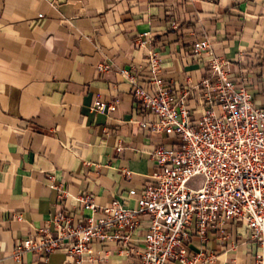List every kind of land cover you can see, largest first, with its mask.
<instances>
[{"label":"crops","instance_id":"crops-1","mask_svg":"<svg viewBox=\"0 0 264 264\" xmlns=\"http://www.w3.org/2000/svg\"><path fill=\"white\" fill-rule=\"evenodd\" d=\"M144 30L161 54L160 75L176 89L210 73L205 58L190 52L210 33L216 53L264 105V0H0V264H64V251L46 260L11 252L57 211L79 217V193L91 192L100 204L128 198L154 170L155 147L177 140L150 128L158 115L137 103L121 72L132 67L141 79L151 75L148 47L136 41ZM102 59L111 61L108 70H97ZM97 99H118V106L101 111ZM50 174L69 196L59 197ZM227 228L228 244L209 233L206 245L216 258L205 264H254L257 243L243 241L246 223L230 220ZM191 246L198 248L197 238ZM93 248L83 264H137L121 242L96 239Z\"/></svg>","mask_w":264,"mask_h":264},{"label":"built area","instance_id":"built-area-1","mask_svg":"<svg viewBox=\"0 0 264 264\" xmlns=\"http://www.w3.org/2000/svg\"><path fill=\"white\" fill-rule=\"evenodd\" d=\"M171 27L179 28L177 20ZM212 40L213 35L205 33L190 49L205 58L210 73L189 77L176 89L173 79L160 75L161 54L151 31L137 35L138 45L148 47L151 75L141 79L132 67H122L121 72L133 84L137 103L158 115L150 128L177 140L170 147H155L154 170L141 188L129 189L128 198L114 196L100 204L91 192L77 194L82 203L79 217L57 211L15 243L14 258L32 251L46 260L51 252L64 251V264H83L84 256H91L93 242L101 239L126 245L125 253L136 255L137 264H205L216 258V250L206 245L209 233L228 244L227 223L232 220L246 223L243 241L257 243L254 264H264V105L256 102L244 77L233 75L228 59L216 53ZM110 67L108 59L96 64L99 71ZM117 106L118 99H97L95 104L101 111ZM123 173L132 177L129 168ZM49 178L59 197L70 195L53 174ZM129 197L136 199L134 206L128 204ZM14 214L23 218L21 212ZM195 238L197 249L191 246Z\"/></svg>","mask_w":264,"mask_h":264}]
</instances>
